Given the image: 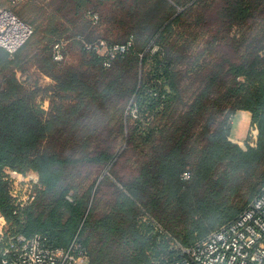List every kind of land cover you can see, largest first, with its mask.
<instances>
[{
  "label": "trees",
  "instance_id": "obj_1",
  "mask_svg": "<svg viewBox=\"0 0 264 264\" xmlns=\"http://www.w3.org/2000/svg\"><path fill=\"white\" fill-rule=\"evenodd\" d=\"M68 1L75 15L95 13L106 2L124 10L102 14V26L110 20L103 28L129 33L106 40L133 35L135 45L106 67L76 39L98 40L99 21L83 22L80 31L71 23L40 31L16 12L34 33L13 54L0 47V212L17 231L42 234L53 246L76 239L87 264H166L177 241L144 221V213L173 224L178 242L188 246L234 220L264 186V0ZM190 2L199 6L200 28L189 33L205 39L198 53L190 41L176 47ZM70 32L82 50L81 67L52 56L54 44ZM41 35L47 44L40 68L52 82L28 85L18 71H25ZM196 77L199 89L182 87V79ZM239 110L249 111L259 129L257 146L247 150L230 140L229 120ZM133 151L141 164L127 179L115 165ZM111 163L113 178L101 177ZM7 168L36 173L44 186L20 214L4 178ZM186 169L189 179L182 178ZM175 204L192 215L187 229L168 216Z\"/></svg>",
  "mask_w": 264,
  "mask_h": 264
},
{
  "label": "built area",
  "instance_id": "obj_2",
  "mask_svg": "<svg viewBox=\"0 0 264 264\" xmlns=\"http://www.w3.org/2000/svg\"><path fill=\"white\" fill-rule=\"evenodd\" d=\"M10 1L16 3V0ZM90 17L94 23L99 21L97 14L90 13ZM33 33V26L0 0V47L13 54ZM76 39L85 50L102 57L106 67L126 55L135 45L133 35L123 42L89 41L81 35ZM67 43L66 39H61L54 44L52 56L55 61L64 60ZM258 135L257 123L251 122L242 148L247 150L257 146ZM190 176L188 170L182 173L183 179ZM4 178L9 182L15 214H20L44 187L35 173L25 174L7 168ZM68 198L72 200L70 196ZM87 259L86 249L76 239L67 247L53 246L42 234L28 236L17 231L0 212V264H86ZM166 264H264V186L234 220L224 223L192 245L177 242V252Z\"/></svg>",
  "mask_w": 264,
  "mask_h": 264
},
{
  "label": "rangeland",
  "instance_id": "obj_3",
  "mask_svg": "<svg viewBox=\"0 0 264 264\" xmlns=\"http://www.w3.org/2000/svg\"><path fill=\"white\" fill-rule=\"evenodd\" d=\"M4 3H6L7 6L11 7L15 12L21 11L25 14V18L28 21H32L35 26L40 28V31L46 30L52 23H55L58 26H62L59 24H65L70 23L75 30L80 31V29L83 27V22H87L91 20L90 14L87 15H75L73 8V3H69L68 0H16V3H12L10 0H4ZM107 5L101 7L97 6L93 9L94 14H97L99 17V22H102V14L103 16H110L112 13L111 10H114L112 4L110 2H106ZM129 6L133 5L132 3H128ZM73 5V6H72ZM189 6L192 5L193 9L191 10V17L186 16L184 17L183 21L184 24L180 26V30H185L184 27H187L186 30L184 31V34L180 36V39L178 38L176 42V47H182V44L186 41H190L189 43L191 46L194 48L195 53H198L200 51V48L204 46L205 44V39L201 37V33H197V37L195 35H190L189 31L190 29H194L195 27L196 31L199 30L200 24L196 22V19L194 18V15H197V11L199 10L198 5H194V2L188 3ZM93 7V6H91ZM119 9V8H118ZM184 8L179 6L178 12L183 11ZM117 13H125L124 10H114ZM197 13V14H196ZM112 15V14H111ZM110 20H104L103 23L104 26L101 24L98 27L99 31V39H108L112 41H121L126 38V36L129 34L127 31H124L125 28H103L105 27V24L108 25V22ZM111 23V22H110ZM109 23V25H110ZM82 25V26H81ZM71 32L64 34L63 39H66L68 41L67 46L65 48V58L63 62L65 64L73 65L74 67H81L83 66L82 64V50L80 46L71 40ZM40 44H37L30 49V56L27 59L26 62L23 63V67L25 69L24 72L18 71V77L21 80H27V84L31 85L33 81L38 79V82L42 86H46L48 84H51L52 80L50 81L51 78L46 76L41 68L40 64H42V56H45L44 54V47L47 44V40L45 37H42V35L39 38ZM187 43V42H186ZM187 43V44H189ZM157 46L152 47V51L157 50ZM215 58V55H210L207 57V61L212 64L213 60ZM82 64V65H81ZM211 66V65H209ZM26 78V79H25ZM181 85L184 89H187L190 87V89H199V87L202 85L199 78L196 77L195 82L189 81L187 78H184L181 80ZM41 106L45 109H49V100L48 99H43L40 101ZM133 112L136 113L135 107L133 108ZM229 123L231 125V134L239 137L241 139L247 138L249 127L251 124V114L249 111L246 110H239L237 111L233 117L230 118ZM125 146L117 147L116 148V153H117V159L122 155V151L124 150ZM130 159L129 157L125 158L123 157L120 161H118V164L115 166H120L119 170L125 178L128 179V176L131 175L133 169L135 166H139L141 162H139L138 155L136 153L131 152L130 153ZM116 159V160H117ZM109 168H104L103 171L101 172V177H104V175H110V177L113 178L111 174V170L114 166V163H111L110 165L108 164ZM190 173V169H186ZM33 173V172H31ZM36 174V173H35ZM101 179V178H100ZM90 181V180H89ZM120 188H123L124 191L126 190L125 187L121 182H119L117 179L114 180ZM91 182V181H90ZM107 189V188H106ZM111 197L108 198V202H110ZM140 207L143 209L146 207L143 206L140 202H138ZM165 204V203H164ZM164 208V205L161 207V209ZM154 214V213H153ZM155 215V214H154ZM156 216V215H155ZM172 220L174 224L179 225L180 228H188V225L191 223L192 215L191 213L188 212V210H184L182 207L178 206L175 204V206L172 207L171 211L169 212L168 215ZM143 220L153 224L155 226V230H158V232L162 234H167L169 238H171L174 242H178L179 240L176 238V235L174 231L172 230V225L173 224H168L166 225L165 223H162L158 221L152 214L149 212L144 213L142 216ZM121 252V251H119ZM87 264V263H86Z\"/></svg>",
  "mask_w": 264,
  "mask_h": 264
},
{
  "label": "crops",
  "instance_id": "obj_4",
  "mask_svg": "<svg viewBox=\"0 0 264 264\" xmlns=\"http://www.w3.org/2000/svg\"><path fill=\"white\" fill-rule=\"evenodd\" d=\"M50 81H51V79H50ZM251 114V113H250ZM230 140L231 141H233L234 143H237V144H239V146L242 148V146H243V144L246 142V138L245 139H241V138H239V137H236V136H234V135H232L231 133H230ZM243 149V148H242ZM244 150V149H243Z\"/></svg>",
  "mask_w": 264,
  "mask_h": 264
}]
</instances>
